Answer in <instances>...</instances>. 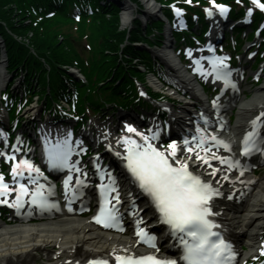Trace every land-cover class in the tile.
Segmentation results:
<instances>
[{"label": "snow or ice", "instance_id": "1", "mask_svg": "<svg viewBox=\"0 0 264 264\" xmlns=\"http://www.w3.org/2000/svg\"><path fill=\"white\" fill-rule=\"evenodd\" d=\"M252 2L256 7L264 9V3H261V0H252ZM215 8L218 9L221 15H224L227 11V6L224 4H215ZM174 11L179 17L183 10L174 7ZM206 12L209 16L213 14L211 9H206ZM247 12L251 13L252 8H248ZM181 26H183L182 21ZM188 54L191 55V52ZM207 59L215 79L223 80L226 85L232 83L229 79L228 66L225 63L226 57L213 56ZM194 63L198 67L193 70L202 71L200 61L195 60ZM212 103L215 107L216 101L214 100ZM261 117H264V113H260L250 122L251 130L243 136L244 146L240 149L242 154L247 155L254 150H262L257 146L258 143L264 141V136L258 130V125L264 123L261 121ZM202 118L205 123L208 122L206 117ZM125 128L127 132L134 133L136 137H139V139H135L129 135H121L116 141L118 144L122 143L125 149L123 159L127 170L138 187L150 198L152 205L159 214L160 221L168 225L170 235L178 239L181 254L177 259L160 257L155 253L146 255L129 254L125 250L124 255H115V264H178V261L179 264H230L236 253L233 251L232 245L219 232L213 230L217 225L210 218L214 215L211 201L213 197L221 195L218 189L213 187L211 181L203 179L200 174L191 171L187 160L176 158L177 141L172 140L163 149L151 142L157 139L159 128L156 131L149 129L148 134L139 132L132 124H126ZM202 131L199 127L197 128V132ZM4 135L5 133L0 132V136ZM71 136V132H68L64 138H58L55 143H50L48 138L45 137L44 151L49 167L68 170V175L63 179V189L66 193L71 192L72 197H75L78 192L83 195L81 189L87 183L83 177L87 176V172L75 163L70 162L73 152V148L69 143ZM196 139L197 137H192L193 141H196ZM199 141L194 148L188 147L189 140L187 138L184 139L183 144L187 152L194 154L197 162L208 166L212 176L217 174V169L212 167L210 163L212 160H217L221 164L227 163L229 170L239 165V161L215 153L209 154L211 144L204 146L207 141H215L217 146L222 145L227 149L229 144L224 140L218 139L215 135L207 137L202 135L199 137ZM11 147L13 152L3 151L0 152V155L5 160L12 161L10 173L12 183L16 187H10L5 181L3 173H0V204H10L11 207L20 209L24 207L23 200L27 196L30 204L36 205L40 209L57 207L54 202L48 199L52 187L38 183L32 177L33 172L37 173L38 177L42 175L40 169L31 160L21 158L17 161L15 153L20 149L16 144ZM196 149H200V151H196ZM117 155L119 156L121 153H117ZM94 167L97 169L100 180L104 181L106 179L108 183L98 185L101 196L100 207L93 219L105 227H121L120 214L116 207L120 202L119 192L116 190L114 177L110 172L105 175V171L102 170L99 163H95ZM73 172L77 173L75 177L72 175ZM25 176H27V183L21 182ZM73 179L75 183L70 184ZM33 183L36 186L29 188L28 185ZM73 188L76 189L75 192L72 191ZM10 193H14L11 201L8 199ZM110 193L115 194L111 200L109 199ZM113 200L115 203H112ZM130 206L132 215L139 217L135 202H132ZM142 223V217L135 220L136 235L139 237V241L155 248L156 236L141 227ZM113 252H115V249H113ZM260 252L264 254V247L260 249ZM87 264H110V261L108 259H94L87 261Z\"/></svg>", "mask_w": 264, "mask_h": 264}, {"label": "bare ground", "instance_id": "2", "mask_svg": "<svg viewBox=\"0 0 264 264\" xmlns=\"http://www.w3.org/2000/svg\"><path fill=\"white\" fill-rule=\"evenodd\" d=\"M142 1L145 3L144 15H146V17L154 15L156 13V4L151 0ZM133 7L134 4L130 1L123 6V21L125 23L128 22L130 17L134 14ZM166 33L170 34V30L167 29ZM170 47L169 43H165L163 48L155 52V54L165 60L170 70L173 71L174 77L176 78V82L174 83L181 86L184 85L186 90H188V95L184 97L181 108L177 111L173 110V114L175 112L174 121L180 123L183 129H188L190 128L189 122L194 118L191 111V106H193L192 99L200 100L198 97H193L192 95L198 92L197 88L199 86L195 74L188 72L190 65L181 63V61L172 54ZM174 77L172 82L175 80ZM153 82L156 86L160 85L156 80H153ZM177 95L181 96V94ZM229 103L239 104L237 119L235 123L231 125L229 133H227L235 144L241 138L245 128L250 124V119L257 115L258 111L264 110V86L256 90L249 99L245 97H236L233 101H229ZM225 108L223 110H225ZM232 108L230 110H232ZM230 113L231 111H229V114ZM124 114L131 117L133 116V113L125 112L122 115ZM147 125L152 131H156L158 128L156 127V123L152 120L149 121ZM133 127L135 126L133 125ZM138 131L143 132L141 130ZM148 132L149 130L143 133L148 134ZM173 133H177L176 128ZM185 133L186 131L184 130L182 134ZM66 134L67 132L64 130H51V135L54 136L55 139L64 138ZM121 135H129L135 139H139L134 133L127 132L126 128L122 129V132L116 136H111L109 134L108 142L115 147L117 152L122 143L118 144L116 141ZM43 137V142H45V137L47 136L44 135ZM69 142L71 145L76 143L74 142L73 136H71ZM151 142H156V139ZM122 148L123 153L125 149L124 147ZM183 149L184 147L177 145L176 158L187 160L190 165H198L193 153L187 152L188 155H191L190 157H179ZM196 151L198 150L196 149ZM249 159L256 164L258 161L264 160V157L258 155ZM204 166L205 165H199L198 169L204 172ZM236 176H238V181L241 179H244V181L252 180L254 189L249 199L246 198L243 201L241 200L242 202H238L236 199L233 202H227L222 198L217 202L223 207V214L227 222H229L231 236L236 238L240 247H243V256L245 258L257 248L258 239L264 232V177H257V175L252 172H245L242 175L235 174L233 177ZM123 180L124 184H122L120 191L122 195L127 197L131 194L130 187L132 186L128 185L129 187H127V183L125 182L126 179L124 178ZM219 182H223V177L220 178ZM226 185L227 183L225 182L221 187L224 189ZM237 185L238 183L235 184V186ZM239 191H241V189L237 190V192ZM141 204L144 203H137L136 206L139 207ZM145 204L147 205V203ZM137 207L136 210L138 211ZM139 210L143 211L145 208L140 206ZM145 212L147 215L150 213V210H146ZM245 246H247L248 249ZM113 249H115L116 253L124 254L125 250H127V253H139L142 250L141 246L136 244V239L129 233L123 235L115 232L103 231L89 219L59 215L52 219L34 223L6 224L4 221L0 220V264H30L38 252H42L47 257L62 253L64 258H61L62 256H53V259L46 264H69V259H79L82 256L96 254L111 255Z\"/></svg>", "mask_w": 264, "mask_h": 264}, {"label": "trees", "instance_id": "3", "mask_svg": "<svg viewBox=\"0 0 264 264\" xmlns=\"http://www.w3.org/2000/svg\"><path fill=\"white\" fill-rule=\"evenodd\" d=\"M81 3L100 7L99 13L94 16L92 27L96 32L95 38L99 40L101 49H105L104 52L101 50L95 52L91 60L93 72L88 75V78L96 75L99 82L108 81L110 69H114V74H122L121 84L124 86L132 85L135 77L145 79L146 74L137 68L136 62H132L134 59L130 61L128 57L138 58L141 63L148 60L149 52L145 49H138L135 43L150 46L157 43V33L162 30V22H153L145 29L137 22L132 29H122L117 5L112 3L111 7L103 6L101 0H0V39L4 40L9 59L8 70L16 74L22 69L26 72V81L29 85L36 73L38 75L37 90L41 99L50 95L47 92L48 87L56 88L63 84L61 79L65 72L61 68L62 64L74 65V60L80 61L76 53L69 51L68 48L71 46L69 40L64 43L60 42V31L56 32L55 26L65 22L63 18H67V12L74 5ZM33 10L42 14L46 11H56V13L53 18H46L44 21L35 23L34 20L28 21V18L33 17ZM120 86L117 85L115 88L111 86V94L117 93ZM99 88H102V85ZM100 91L101 89L97 92ZM105 91V97H107L105 103H107L108 89ZM86 92L87 90L82 95L85 100L90 101L94 106H102V104L95 103L92 96ZM52 94L54 95V91Z\"/></svg>", "mask_w": 264, "mask_h": 264}, {"label": "rangeland", "instance_id": "4", "mask_svg": "<svg viewBox=\"0 0 264 264\" xmlns=\"http://www.w3.org/2000/svg\"><path fill=\"white\" fill-rule=\"evenodd\" d=\"M106 1V0H104ZM123 2H125V4L128 3V1H130L132 4H134L133 7V12L134 14L130 17V20L128 22H124L123 21V13H124V9L119 7V11H120V18H121V28L125 29V27H127L128 29H132L134 25H136L137 22H139L141 25L143 24V26H148V25H152L153 22H156L157 18L161 17L160 13H155L154 15H151L149 17H146V15H144V8H145V3L142 0H122ZM139 5V6H138ZM156 11V8H155ZM164 17V16H163ZM60 23V22H57ZM87 21L83 20V26L81 28V36L83 35H87L88 37L84 38L83 41L80 42H72V47L73 50L77 51L83 58H88L90 59L91 56L93 55V53L90 51V48L93 47V49H96V46L98 47V45L96 44L97 42L95 41V34L93 32L94 28H87L86 24ZM56 28V32L62 31L65 33V37L72 35L74 37V35L71 33L70 28H66L61 26L60 24H57V26H55ZM167 29H163L160 33V37H158L156 40L157 43L156 45L153 44L152 47H148L147 45H139L140 47H145L150 51L151 57H153L156 61H158L160 63L159 60V56L155 55V52H157L158 50L162 49L165 42L167 43V33H166ZM68 33V34H66ZM169 37V36H168ZM4 42V41H3ZM3 42L0 41V91L4 92L6 90V87L8 85L9 82L13 81V79L17 76V74L14 76V78H11L10 73L7 72V65L9 64V59L8 61H6V56H7V52L4 48ZM96 42V43H95ZM152 52V53H151ZM159 57V58H158ZM131 58H133V56H131ZM138 66H140L139 64H136ZM141 67V66H140ZM143 68V67H141ZM75 70V69H74ZM143 70V69H142ZM145 72V70H143ZM20 72V71H19ZM24 77H25V73ZM264 74V73H263ZM77 77L82 78L83 76L80 75L79 73H77ZM155 77L149 73L146 75V81L143 83L145 85V87H150L153 88L154 90H158L160 87L156 86L153 82V80H157ZM262 82L259 83L258 85H250L247 84V86L249 87L250 91L247 92V95L243 94L244 97L246 99H249L253 96L254 92L258 89H261L264 86V76L262 78ZM21 76L19 75L18 79H16V83L12 86V89L15 92L20 91L21 89V82H23V80L21 81ZM34 88V92L37 91L35 88V86L33 85ZM37 93V92H35ZM172 104H175L174 102H171ZM178 106V105H177ZM38 103L34 102V103H30L26 108L22 109L21 114L25 115V116H30L33 115L34 113L38 112ZM238 111V107L236 108L234 115H235V119H236V112ZM96 125H94L95 128H97L98 131H102L104 130V132H100V135H116L118 132H114L112 130V127L110 124V122H100L99 119L97 118H93L92 119ZM111 122L115 125V122H113V120H115V118H110ZM235 122V121H234ZM61 124H58L57 126H60ZM98 133V132H97ZM102 133V134H101ZM257 176L259 177H264V166H262L260 169H258L256 171ZM87 219V218H85ZM52 249H55L54 247H51ZM51 256L47 257L45 256L42 252H38L36 257L32 260L31 264H45V263H49L51 261Z\"/></svg>", "mask_w": 264, "mask_h": 264}]
</instances>
